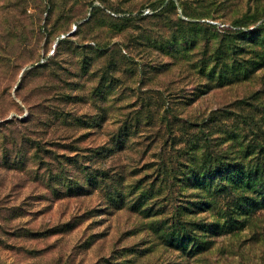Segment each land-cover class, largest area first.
<instances>
[{
    "label": "rangeland",
    "instance_id": "374dc122",
    "mask_svg": "<svg viewBox=\"0 0 264 264\" xmlns=\"http://www.w3.org/2000/svg\"><path fill=\"white\" fill-rule=\"evenodd\" d=\"M223 142L264 163V0H0V264H264V209L206 250L163 243ZM143 188L149 218L127 208ZM203 196L208 222L236 198Z\"/></svg>",
    "mask_w": 264,
    "mask_h": 264
},
{
    "label": "trees",
    "instance_id": "16d2710c",
    "mask_svg": "<svg viewBox=\"0 0 264 264\" xmlns=\"http://www.w3.org/2000/svg\"><path fill=\"white\" fill-rule=\"evenodd\" d=\"M211 123L210 121L202 123L204 125L202 128L208 129ZM204 139V143L209 145L210 137L205 136ZM225 143L223 142L222 145H226V148L217 154L202 153L201 160H197L198 162L195 156L191 158L193 164L189 168L190 172L183 173V180L178 181L185 184V188H182L178 193L180 204L174 207L175 213L170 218V227L164 231L163 243L165 246L172 245L176 249L186 250L190 245L196 251L206 250L211 244L209 238L221 235L226 231L241 230L245 226V219L241 220L242 218L264 209V163L251 164V161L247 162V158L251 155L248 149L243 150L241 158L235 144ZM117 145L120 151L124 150L123 143L121 146L117 142ZM107 151L114 153L115 150L110 148ZM262 160H264V156ZM108 169L107 171L99 168V175L95 180L100 179L110 183L115 193L110 197V204H105L106 211L122 210L126 208L121 189L126 179L124 171L121 168ZM165 169L169 170L166 166ZM166 171L159 172L158 168L155 173L156 178L153 182H156L155 185L158 183L159 188L163 183L169 181V178H172L171 174L169 172L167 174ZM173 178L177 180V177ZM187 182L189 184H186ZM66 187L68 191L73 189L85 191L83 185L70 181L67 182ZM187 190L190 192H185ZM147 191L145 188L140 190L136 201L127 208L135 213L142 211L145 217L149 218L154 215V212L153 205L145 206L143 202V199H147L145 197ZM210 191L223 192L231 195L230 197L236 196V198L231 203L227 202L225 210L221 211V216L217 220L208 222V218H197V216L207 214L211 209V204L209 205L208 200L203 196Z\"/></svg>",
    "mask_w": 264,
    "mask_h": 264
},
{
    "label": "built area",
    "instance_id": "2783aa9c",
    "mask_svg": "<svg viewBox=\"0 0 264 264\" xmlns=\"http://www.w3.org/2000/svg\"><path fill=\"white\" fill-rule=\"evenodd\" d=\"M148 13H149L148 11H145V12H144V15H146V14H148Z\"/></svg>",
    "mask_w": 264,
    "mask_h": 264
}]
</instances>
